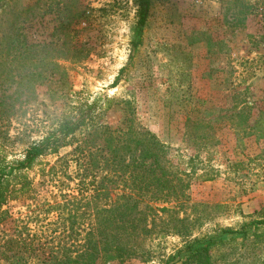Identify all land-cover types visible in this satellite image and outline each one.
<instances>
[{
  "label": "rangeland",
  "instance_id": "obj_1",
  "mask_svg": "<svg viewBox=\"0 0 264 264\" xmlns=\"http://www.w3.org/2000/svg\"><path fill=\"white\" fill-rule=\"evenodd\" d=\"M228 2L151 0L141 29L137 0H10L0 11L5 33L18 23L22 37L58 42L68 57L59 60L67 76L56 72L47 85L27 92L23 100L28 101L17 104L21 109L0 133L8 161L22 158L72 105L97 103L100 124L117 128L132 116L136 127L167 146L174 170L190 184L188 200L183 207L176 202L153 206L176 208L193 229L191 240L263 218L264 132L247 136L246 126L261 117L264 129V41L251 40L248 29L234 28ZM45 74L52 78L51 70ZM247 105L251 119L235 118ZM201 121L214 135L208 145L200 136ZM74 148L43 156L27 171L33 190L4 207L0 245L15 232L68 244V206L58 209L56 203L76 194L75 182L68 179ZM115 186L109 185L112 199ZM158 232L160 227L143 239L142 255L107 264H166L184 238ZM241 242L223 248L230 260L244 255L240 264H264V242L249 248ZM44 252L36 250L31 257H44Z\"/></svg>",
  "mask_w": 264,
  "mask_h": 264
},
{
  "label": "trees",
  "instance_id": "obj_2",
  "mask_svg": "<svg viewBox=\"0 0 264 264\" xmlns=\"http://www.w3.org/2000/svg\"><path fill=\"white\" fill-rule=\"evenodd\" d=\"M9 1L0 0V11ZM137 4L138 23L143 29L150 16L151 0H137ZM227 7L235 29H248L252 31L248 35L251 40L259 37L264 41V0H229ZM82 15L79 12L75 20ZM16 25L12 26L13 32L5 33L0 24V133L21 109L17 104L28 101V97L23 100L27 92L47 85L46 81H52L56 72L67 76L59 60L67 58L68 52L58 42L28 41ZM48 70L52 78L45 74ZM118 81L119 77L115 85ZM97 106L72 105L55 128L31 142L22 158L8 161L0 149V219L10 201L32 192L33 181L27 171L41 157L58 153L66 146H75V166L68 179L76 184V194L68 193V201L56 203L58 209L68 206V244L56 238H51L53 243L47 237L37 240L38 234L24 238L22 233L15 232L0 245V264H107L110 259L124 262L144 253L143 239L158 227V234L184 238L183 245L166 264H240L244 255L230 260V252L223 248L232 249L238 240L246 248L264 242V217L245 223L238 230L222 228L215 234L191 240L193 229L176 208L153 206L176 202L183 207L188 200L186 191L190 184L181 176L183 173L174 170L167 146L156 134L136 127L132 116L126 117L121 127L100 124ZM251 109L247 105L234 117L249 121ZM200 126V136L208 145L214 135L206 130L205 123ZM262 126L261 117L253 125L247 124V136H261ZM99 178L102 179L97 184ZM112 183L116 186L111 190L117 192L114 199L109 195ZM79 219L89 222L81 224ZM41 249L48 250V254L31 257Z\"/></svg>",
  "mask_w": 264,
  "mask_h": 264
}]
</instances>
